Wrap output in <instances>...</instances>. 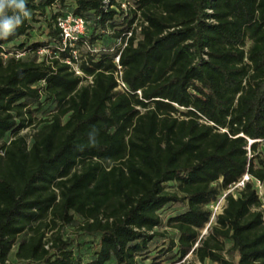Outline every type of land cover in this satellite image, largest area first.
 <instances>
[{
    "label": "trees",
    "instance_id": "16d2710c",
    "mask_svg": "<svg viewBox=\"0 0 264 264\" xmlns=\"http://www.w3.org/2000/svg\"><path fill=\"white\" fill-rule=\"evenodd\" d=\"M24 3L29 16L0 37V264H161L188 255L183 264H264L251 180L226 195L201 235L228 186L245 173L264 183V0ZM68 12L86 21L83 76L62 61L69 52L56 19ZM38 18L48 37L29 42ZM130 30L118 89L117 51L103 37ZM46 103L53 107L35 122ZM32 125L29 142L21 131ZM170 204L181 206L164 223L175 237L152 253ZM66 226L92 238L88 252L74 249Z\"/></svg>",
    "mask_w": 264,
    "mask_h": 264
},
{
    "label": "built area",
    "instance_id": "2783aa9c",
    "mask_svg": "<svg viewBox=\"0 0 264 264\" xmlns=\"http://www.w3.org/2000/svg\"><path fill=\"white\" fill-rule=\"evenodd\" d=\"M121 7L126 9L127 4L126 2L121 3ZM56 26L60 31L61 37V50L68 49L69 56L62 59L63 62L70 66V69L79 76H83L82 71L80 70L79 64L81 62L80 53L78 49V43L82 37L86 34V21L79 15H75L73 13H66L62 16L57 17L56 19ZM136 28V31L139 30L137 27V21L133 23L132 28ZM131 35V30L128 31L125 35L119 36L115 43L110 47L111 51H117V53L113 57V63L117 67V71L115 72L116 80L118 82V89L125 88L124 83L121 81V74H122V67L119 63V56L120 52L123 47L127 44V40ZM83 48L90 53H95L100 50L99 46L91 45L87 41L83 42ZM49 48H40L37 53L40 57L44 54L49 53ZM22 53L16 54L15 56H21ZM86 83L92 82V77L88 76L85 80ZM254 140H248V143L251 144ZM264 145V139L261 140ZM249 150V147H247ZM252 181L254 184V188L258 197L260 198V206L258 210L261 212V220L262 224L264 225V183L258 179H253L248 173H245L240 180H238L233 185L228 186L220 195L219 197L209 205L210 219L209 221L212 222L215 217L220 214L223 210L225 205V197L227 194H233L236 197L237 190L243 188L245 182Z\"/></svg>",
    "mask_w": 264,
    "mask_h": 264
},
{
    "label": "rangeland",
    "instance_id": "374dc122",
    "mask_svg": "<svg viewBox=\"0 0 264 264\" xmlns=\"http://www.w3.org/2000/svg\"><path fill=\"white\" fill-rule=\"evenodd\" d=\"M39 20L38 21H32V25H33V28L31 29V32H30V39H29V42H34V41H43V40H46L47 39V28H46V25L45 23L40 20V18H38ZM107 35V36H106ZM103 39H104V42L105 43H108L110 46H112L114 43H115V39L113 37L110 36V34H106ZM21 40V39H20ZM20 40H16L14 42H11L10 44H8L7 47H12V45L14 43H19ZM23 40V38H22ZM53 47V46H52ZM54 47L53 48H49V53H51V51H53ZM34 107V106H32ZM53 107L52 104H44L35 114H34V121L36 122L37 119H42L43 117H45L49 110ZM37 129V126H30L26 129H24L23 131H21V134L25 135L27 137V140L30 142L32 140V135L33 133L36 131ZM8 137H10V134H7V136L5 137V139H8ZM166 189L170 190V189H173V186L172 184H167L166 186ZM181 209V206L179 204H170V205H167L163 211L161 212V216H162V219H163V225H160V226H157L154 228L153 231H155L157 233V235L151 240L150 242V245H151V248H152V253L155 252L157 249L159 248H162V247H166L167 244H168V241L170 238L172 237H175V233L168 227H166L164 225L165 223V220L167 219L168 216L170 215H173L175 214L177 211H179ZM77 220L80 222L81 219L80 218H77ZM213 222V221H212ZM212 222H208L206 224V226L201 230V235H204L206 234L207 232V227L212 223ZM56 229L54 230H48L46 232V238H49L51 237L52 235V232H54ZM63 234L65 237H68L70 239L73 240V244L75 245V248L74 249H78V251H83V252H88V250H85L86 247H88V245H91V243H89L88 241H90L92 238L90 236H83L80 234V231L77 229V226H66L63 228ZM29 235V231H25V232H22L20 233L18 236H17V240H20L24 237H27ZM77 242H85L84 245H81V246H76V243ZM226 243V247L228 248L231 244L230 241L226 240L225 241ZM84 246V247H83ZM17 249V244L12 248L11 252H10V256H9V259L10 260H14L15 257H14V253ZM76 251V250H75ZM226 256H228L226 254ZM231 258L233 259L234 262L237 261V255L234 253ZM138 259V258H137ZM187 259V260H192L193 259V256L191 255H188L186 258L182 259V260H173V261H170V260H163L161 262V264H183L184 260ZM149 262V259L143 261L144 264L148 263ZM197 264H200L198 261H196ZM114 264V263H112ZM203 264H216V263H213L209 260H206Z\"/></svg>",
    "mask_w": 264,
    "mask_h": 264
},
{
    "label": "clouds",
    "instance_id": "9594fccd",
    "mask_svg": "<svg viewBox=\"0 0 264 264\" xmlns=\"http://www.w3.org/2000/svg\"><path fill=\"white\" fill-rule=\"evenodd\" d=\"M7 10H11L9 15ZM28 17L24 0H0V37H7L22 23L21 17Z\"/></svg>",
    "mask_w": 264,
    "mask_h": 264
}]
</instances>
